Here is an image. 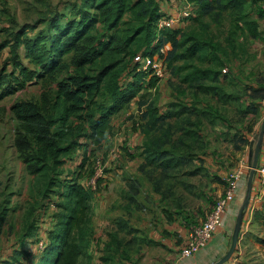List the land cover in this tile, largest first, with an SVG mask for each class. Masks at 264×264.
<instances>
[{"label":"rangeland","instance_id":"obj_1","mask_svg":"<svg viewBox=\"0 0 264 264\" xmlns=\"http://www.w3.org/2000/svg\"><path fill=\"white\" fill-rule=\"evenodd\" d=\"M80 1L0 0V45L13 38L16 31L24 30L29 38L46 37L49 33L55 32L56 26L51 25L52 20L57 21L55 24L62 25L68 19L77 18V8L73 7L72 3H80ZM180 7L176 12L180 11ZM259 11L257 5L253 7L251 4H246L232 10L227 9L224 3L223 6L218 5L210 16L203 17L207 18L206 23L200 22L201 20L194 22L184 19L175 26V29L181 30L178 34L180 41L183 42L181 50L191 44L189 42L193 40V31L197 33V28L199 35L197 41L202 38L215 45L222 44L227 47L225 39L231 36L239 44L244 43L242 34L234 31V23H237L239 17H242L238 20L239 23L244 21V17L253 20ZM163 15L171 16L168 14L161 16ZM244 37L251 41L249 34ZM260 44L264 42L254 39L251 41V46L247 44L242 47L246 48V51L235 52L237 57H233V52L228 53L231 59L225 54L224 48L216 50L215 56L218 60L211 57L216 66L220 65V72L226 69L229 73L231 68H235V63L240 64L235 71L237 87L232 89L238 94L245 96L247 94L244 93L250 91L249 89L245 91V87L238 88V85L247 84L250 87L260 88V84L264 83V45ZM9 52L8 46L0 51V264H38L39 252L35 249L36 239L43 236L49 242V237L57 231L58 233L62 231V227L58 226L63 219L60 218L63 213V203L70 196V191L66 188L67 184L76 181L88 188L87 184L89 185L99 168L101 172L96 178L95 187L88 188L92 195L89 204L91 206L102 204L108 210L104 211L102 208L95 212L92 208L93 210L88 212L86 228L88 227L93 238L91 244L88 243L89 246L87 245L82 256L78 258L77 264H114L120 258L123 259L121 254L125 253V247L120 250L115 249V246L107 245L111 236L106 231H109L113 224L117 227V222L110 224L117 215L127 214L130 216V221L133 216V219L140 223L142 211L143 213L148 211L147 214L150 216L152 211L149 210L155 209V206L159 209L161 206V213L171 221L184 222L189 232L193 227L202 225L216 201L224 195L227 188L226 178L235 169L243 171L235 202L236 206L240 207L251 169L250 155L254 151L261 121L264 119V108L261 110L264 99L260 100V97L264 96V90L250 92L255 98L252 102L255 106L258 104L256 116L249 118V121H254L252 128L256 126V130L249 137L244 135L247 141L243 142L231 139V135L237 132V127L243 128V125L238 123L240 121L236 109L238 106L234 108L235 105L226 104L219 96H213L209 100V95L203 94L205 91L197 92L194 90L195 87H187L184 91L187 99H193L191 94L197 93L200 103L204 106L206 103L209 104L199 109L208 114L209 108H212L211 112L216 113L218 120L210 124L209 115L205 116L199 112L194 116L187 112L181 118L173 116L154 122L155 124L153 122L144 124L146 127L144 131L150 130L146 140L163 144L157 154L158 157L155 155L154 158H150L149 153L143 154L140 149L135 148L136 143L145 141L139 132L142 111L140 108L137 110L136 107L138 97L112 117L111 129L100 142H93L87 137L77 139L80 145L71 155L64 157L63 164L57 168L60 175L57 176L55 185L51 187V193L43 194L41 187L45 184V179L41 174L27 172L25 163L18 157L15 146L18 122L11 113V106L22 100H39L45 82L49 81L38 76L39 68L25 57L26 48L21 45L18 49L20 67L38 72L32 82H26L23 87L18 88L17 79L22 78L19 74L21 68L14 67L10 62L4 64L10 56ZM152 56L159 57L156 52ZM236 59L238 61H235ZM137 64L136 67H140L142 62L139 61ZM245 71L248 72L247 77ZM145 74L151 76L152 72L148 71ZM219 74L225 75L222 72ZM129 76L123 77L121 82L126 83ZM169 78L172 79V76L168 68L165 76L156 84L159 98L155 88L151 92L145 88L139 94L141 100L138 101L156 102V105H160L159 109L163 108L164 112H167L171 101H169L170 88L168 83L166 85L165 83ZM221 79L224 77L221 76ZM170 81L173 82L171 85L175 91H181L175 80ZM55 87L56 83L49 85L50 90ZM173 101L179 102L182 107L185 99L181 102L178 97ZM253 107L251 105L250 108ZM254 109L256 110L255 107ZM135 112L137 114L133 118L132 113ZM179 119L184 121V124H179ZM182 139H190L188 142L191 143L192 140V143L198 145L206 141L205 152L203 153L204 148L200 146L188 148L181 146L179 142ZM247 146L249 151L246 149ZM134 149L136 153L141 152L143 161L140 158H131L130 155L135 153L132 152ZM136 174L137 176H134ZM134 204L142 210L130 211V215L121 208ZM151 206L153 208H150ZM134 223L136 224L135 221ZM126 239L122 237L123 241ZM152 247L157 248V246ZM182 247L185 245L183 244ZM181 249L178 255L180 259ZM130 252L132 253V250H127L126 254ZM95 253L98 255H94ZM108 255L115 258L114 262L101 260Z\"/></svg>","mask_w":264,"mask_h":264},{"label":"trees","instance_id":"obj_2","mask_svg":"<svg viewBox=\"0 0 264 264\" xmlns=\"http://www.w3.org/2000/svg\"><path fill=\"white\" fill-rule=\"evenodd\" d=\"M159 1L81 0L80 3L73 2L72 6L77 8V18L68 19L62 25H57L55 24L57 21L52 20L51 25L56 26L55 32L49 33L46 37L29 38L24 30L16 31L13 38L0 45V51L6 46L10 50V56L4 64L10 62L17 68L20 67L18 49L24 45L25 57L39 68L38 76L49 81L45 82L39 100H22L11 106V113L18 122L15 138L18 157L25 163L27 172L41 174L45 179L41 193H51L50 189L60 175L57 168L63 164L64 157L71 155L80 145L78 138L87 137L93 142H100L111 129L112 117L124 110L136 97L141 100L139 94L145 88H148L150 92L155 88L159 98L160 94L156 86L158 79L137 71L138 64L133 63L137 56H152L156 52L163 61L165 70L169 68L172 76V79L169 78L165 83V85L168 83L170 88L169 101H171L167 112H160L159 104L156 105V102L136 99L138 108L142 111L139 132L145 138V141L142 139L143 142L137 148L143 154L149 153L150 158H154L155 155L158 157L157 154L163 145L146 140L150 130L144 131L146 128L144 124L157 123L163 118L173 116L181 118L187 112L194 116H197L199 112L205 116L209 115L210 124L218 120L216 113L211 112L212 108H209L208 114L199 109L209 104L206 103L204 106L200 103L197 93L191 94L193 99H187L184 93L187 87H195L194 90L197 92L205 91L203 94L209 95V100L213 96H219L220 99L225 100L226 104L235 105L234 108L238 106L236 109L242 122L238 123L243 125V128L237 127V132L231 135V139L247 141L246 137L252 132L254 123L253 120L249 121V118L256 116L258 109V104L255 106L252 102L255 98L250 95V92L264 90V83L260 84V88L250 87L247 84L238 85V88L245 87V91L250 90L244 93L247 94L245 96L238 94L232 89L237 87L235 71L240 64L235 63V68L230 67L229 73L223 72L222 69L221 72L225 74L222 75L219 74L221 73L220 65L216 66L211 57L216 59V50L221 48H224L227 56L233 52V57H237L235 52L246 51V48L242 47L247 44L251 46V41L254 39L262 41L264 32L260 31L258 21L244 17V21L239 23L238 20L242 17L237 18L238 24L234 23V31L242 34L244 43L239 44L231 36L225 39L227 47L222 44L215 45L207 39L201 38L197 41L199 37L197 28V33L193 31V40L189 42L191 44L181 50L183 42L178 36L181 30L175 28L156 30L155 22L162 15ZM247 1L187 0L195 6V14L185 20L194 22L201 20L200 22L206 23L207 18L203 17L210 16L218 5L223 6L225 3L227 9L233 10L243 7ZM255 1H260L258 8L264 14L261 9V3L264 0ZM199 33L201 35V31ZM248 34L251 41L244 37ZM192 42L195 43L192 44ZM162 48L163 52H161ZM229 59H231L230 55ZM37 72L21 68L19 74L22 78L17 79L18 88L23 87L26 82H32ZM247 74L248 72L245 71V77ZM127 75H130L129 80L122 83L123 77ZM221 76L224 79H221ZM170 80H175L181 91H175L171 85L173 82ZM52 83H56V87L50 90L49 85ZM178 97L181 102L185 99L182 107L179 102L173 101ZM263 99L264 96H261L260 100ZM251 105L256 110L254 107L250 108ZM178 123L184 124V121L179 119ZM189 131L191 130L188 129ZM189 140L182 139L179 143L186 148L200 146L204 148L203 153L205 152L206 141L198 145L192 143V140L191 143L188 142ZM140 153L130 156L134 157ZM146 156L149 158L148 155ZM67 185L70 196L63 203V213L60 215L63 219L58 226L62 227V231L61 233L57 231L49 237V242L43 236L36 239V241L39 239L44 241L41 250L37 249V244L35 245V249L39 252L38 264H77L78 258L82 256L87 245L91 244L93 235L91 236L88 227L86 228L87 216L90 212L89 200L92 196L91 187L87 184L90 188L88 189L76 181ZM114 239L116 240V236ZM113 241L112 239L107 245L116 248L121 246V243H113ZM110 258L112 255H109L106 260Z\"/></svg>","mask_w":264,"mask_h":264},{"label":"crops","instance_id":"obj_3","mask_svg":"<svg viewBox=\"0 0 264 264\" xmlns=\"http://www.w3.org/2000/svg\"><path fill=\"white\" fill-rule=\"evenodd\" d=\"M179 0H160V13L168 15H176L177 9L180 6ZM247 4L252 3L253 7L260 4V1L248 0ZM254 20L258 21L260 31L264 32V14L259 11L254 16ZM262 41L264 42V33L262 34ZM264 45V44H260ZM137 97L134 99L136 100ZM160 106V105H159ZM139 110L138 105H136ZM264 108L261 106V110ZM160 112H164L163 108L159 109ZM133 118L136 117L137 112L132 113ZM256 130V126L253 127L252 132ZM252 132L250 134H252ZM247 135V137L250 136ZM251 140V139H249ZM140 144L136 143L135 148ZM251 145V144H249ZM249 151V146L246 148ZM135 152L136 149L132 150ZM264 154V140L261 146L260 154ZM133 159L140 158L141 156L135 155L131 157ZM131 159V160H133ZM143 161V159H142ZM134 176H137L134 175ZM131 177L133 175L131 174ZM237 196L235 200L230 203L225 215L222 218L221 225L217 227L207 244L200 249L197 253L187 258H179V251L182 245L186 242L189 229L187 225L182 221H171L165 214L161 213L162 207L159 209L153 208L152 215L141 212L140 223L127 214L117 215L110 222H117V227L113 226L109 231H106L110 236L113 243H121L120 250L125 247L127 250H132L129 254L122 253L123 259L117 260L114 264H210L222 257L229 246L231 234L234 227V222L239 210L236 206ZM250 209L245 213L241 231L238 237L236 249L231 258L224 264H264V194L262 197H256L254 188L251 191ZM101 210L107 211L104 206H91L89 204V210ZM123 211L142 210L134 204L133 206H122ZM136 222V224L134 223ZM122 222V223H121ZM127 229V232H126ZM106 230V226H105ZM122 231V232H121ZM116 236V240L114 237ZM122 237H126L125 241ZM96 245V244H95ZM139 246V247H138ZM152 246H157L152 247ZM94 247V246H93ZM123 247V248H122ZM115 248V247H114ZM117 249V248H115ZM98 255V254H94ZM109 256V255H108ZM108 256L102 257L101 260H106ZM98 258V257H97ZM119 258V257H117ZM115 258L112 256L108 261L114 262ZM130 261V262H128Z\"/></svg>","mask_w":264,"mask_h":264},{"label":"built area","instance_id":"obj_4","mask_svg":"<svg viewBox=\"0 0 264 264\" xmlns=\"http://www.w3.org/2000/svg\"><path fill=\"white\" fill-rule=\"evenodd\" d=\"M180 4V11L177 12L176 15L171 16H160L157 18L155 22L156 30L161 31L164 29H174L175 26L179 25L182 20L194 16L195 14V6L187 0H179ZM261 9L264 12V1L261 3ZM179 23V24H178ZM177 28V27H176ZM164 49H161L163 52ZM141 61L142 65L137 67V71H142L147 73L148 71L152 72L151 76H154L160 81L166 74L165 66L163 61L158 57L154 56H137L135 59V63ZM139 64V63H138ZM226 72V69L222 70ZM150 77V76H149ZM101 170L99 168L98 172L95 173L94 178L89 183V186L95 187V182L97 176L100 174ZM243 178V171L242 169H235L231 171L227 178V188L224 195L216 201L213 209L206 217L204 223L200 226L193 227L192 230L189 232L188 238L184 243L185 247H182L180 256L182 258L190 257L191 255L197 253L200 249H202L206 243L211 239L215 229L221 225L222 218L225 215L228 206L232 203L236 196H237V189L238 183ZM256 197L260 198L264 194V154L259 157L254 179H253V186ZM250 205L248 209L249 211ZM43 239H39L37 241V249L41 250L43 248Z\"/></svg>","mask_w":264,"mask_h":264},{"label":"water","instance_id":"obj_5","mask_svg":"<svg viewBox=\"0 0 264 264\" xmlns=\"http://www.w3.org/2000/svg\"><path fill=\"white\" fill-rule=\"evenodd\" d=\"M263 140H264V119L261 121V125H260V129L257 135V141H256L254 151L250 155L251 169L248 174L247 181H246L245 196H244L243 202L241 203L239 207V210H238L235 222H234V227H233V231L231 234L230 246L228 247L226 253L222 257H220L219 259H217L216 261L210 264L226 263L231 258V256L233 255L236 249L238 237L241 231L242 222H243L246 210L248 209L249 204H250L255 169H256V166L259 160V154H260Z\"/></svg>","mask_w":264,"mask_h":264}]
</instances>
